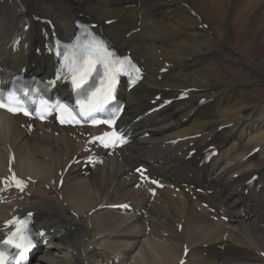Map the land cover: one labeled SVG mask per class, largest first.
<instances>
[{
    "label": "bare ground",
    "instance_id": "obj_1",
    "mask_svg": "<svg viewBox=\"0 0 264 264\" xmlns=\"http://www.w3.org/2000/svg\"><path fill=\"white\" fill-rule=\"evenodd\" d=\"M33 15L50 18L61 36L72 34L80 15L89 18L145 71L123 96L121 124L132 130V143L102 154L94 169L83 161L89 153L84 130L35 123L27 131L28 120L0 111V174L11 151L16 173L34 180L29 197L0 206V221L15 207L35 211V224L50 239L33 264H177L183 244L189 248L184 264H264V0H0V67L25 66L28 76L46 77L51 59L33 50L46 25ZM25 24L27 48L13 52L8 44ZM184 88L191 89L186 100L142 116L155 94L175 97ZM174 139L181 140L170 144ZM207 145L219 152L198 166ZM191 149L196 152L188 157ZM73 156L82 161L57 189ZM141 163L175 185L167 183L150 200L152 186L147 180L136 185L132 171ZM253 173L258 177L247 185ZM123 202L139 213L104 208Z\"/></svg>",
    "mask_w": 264,
    "mask_h": 264
},
{
    "label": "snow or ice",
    "instance_id": "obj_2",
    "mask_svg": "<svg viewBox=\"0 0 264 264\" xmlns=\"http://www.w3.org/2000/svg\"><path fill=\"white\" fill-rule=\"evenodd\" d=\"M65 59L68 60L67 67L69 73L71 74L73 88L83 97L81 100L77 101L79 106V115L92 116L93 123H100V121L95 119L94 114L103 112L105 110V105L110 99H112V93L115 90V77L125 65L127 58L121 59L114 52L110 51L103 41L92 38L88 40L87 43H81L78 41L76 44H74L72 46V52L70 53V56H66ZM97 65H100L104 71V76L101 78L100 88L89 85V79L91 78L92 73L97 70ZM136 71L139 70L136 69ZM61 77L62 74L58 73L56 80H60ZM56 80L49 81V85H54ZM85 85L89 86L85 87ZM24 94L27 95L28 93L25 92ZM12 105H15V107ZM0 107H7V110L12 112L24 110L23 105L20 103L19 99L14 93L9 94L7 101L0 99ZM56 108L71 114V110L65 105L58 104L56 105ZM24 114L30 115L27 110H24ZM41 118H43V116H41ZM65 122L79 123L78 120H75L74 116L70 121H65L63 119L61 120V123ZM104 123L113 125L115 120H107L104 121ZM110 135L116 137L120 143L124 142L123 138L120 137V134L117 132L104 133L105 137ZM95 139L100 140L101 143H104L102 137H97ZM104 146L108 147L109 145L105 143ZM11 179L15 181L17 187H21L23 182L17 179L15 174H13ZM153 183H155V181H153ZM21 190H23L22 187ZM14 223L17 224L16 230L10 234L4 243L13 245L17 249H22L18 255L23 257L27 248L32 246V241L25 234L27 231L26 222L8 221L7 225H13ZM40 235H43V233H40ZM0 264H7L6 253L3 250H0Z\"/></svg>",
    "mask_w": 264,
    "mask_h": 264
},
{
    "label": "rangeland",
    "instance_id": "obj_3",
    "mask_svg": "<svg viewBox=\"0 0 264 264\" xmlns=\"http://www.w3.org/2000/svg\"><path fill=\"white\" fill-rule=\"evenodd\" d=\"M247 196H248V194H247Z\"/></svg>",
    "mask_w": 264,
    "mask_h": 264
}]
</instances>
